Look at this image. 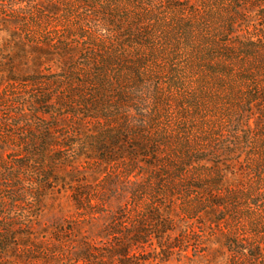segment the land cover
Returning <instances> with one entry per match:
<instances>
[{"label": "rangeland", "instance_id": "obj_1", "mask_svg": "<svg viewBox=\"0 0 264 264\" xmlns=\"http://www.w3.org/2000/svg\"><path fill=\"white\" fill-rule=\"evenodd\" d=\"M27 2L0 0V264H264V0H195L145 60L110 61L126 101L104 120L83 116L93 70L53 41L96 44L80 28L91 8ZM117 126L107 156L59 144Z\"/></svg>", "mask_w": 264, "mask_h": 264}, {"label": "trees", "instance_id": "obj_2", "mask_svg": "<svg viewBox=\"0 0 264 264\" xmlns=\"http://www.w3.org/2000/svg\"><path fill=\"white\" fill-rule=\"evenodd\" d=\"M42 1L47 2V6H45L44 9L45 13L49 17H57V12L63 2H57V0ZM71 1L72 3L70 5L63 4L65 8H63L64 14L62 17H65V15L70 13H72L71 16L73 18L79 17L86 9L85 6L91 8L89 12L86 13L88 15L89 24L83 23L80 27L88 33H83L81 35L88 39L91 30H93L97 37V43H93V46L90 48L69 46L70 44L73 45V43L70 39L64 37L65 34H59L61 30H59V32L53 31L54 34H59V36L53 41H58L59 44L65 42V40L70 41V43L65 46H60L58 48V53L63 58V61L65 62L64 64L68 63V56L76 53L79 58L83 60L81 65L93 70L91 78L89 80L87 79L85 82L94 87L85 91L88 98L86 104L84 103L81 105H86L88 107V113L83 114V116L94 117L101 120L112 118V114L110 113L114 112L113 108H116V105L121 108L126 101V98L123 95V88L120 87L121 85L118 82L113 81L110 71L114 68V64L110 63V61L127 59L129 56L128 52L135 50L139 52V55L137 54L133 57L135 59L138 58L139 60L141 57L145 60L146 57H142L140 51L146 43L153 42L152 34L159 32L161 35L164 33L165 37H168L169 35L182 32L184 28L189 26L190 22H192L190 17L195 13H198L197 7L201 8L200 5H197L198 3L195 4V0H123L122 2H124V4L122 5H120L122 2L119 3L116 1L114 3L112 0ZM32 3H37V0H28L27 5L32 8ZM1 5L2 4H0V6ZM21 8L22 7L19 6L13 8L11 11L25 13ZM30 11H32V9H30ZM83 17H85V15L82 16V18ZM63 31L67 32V28L63 27ZM106 43L109 45H106ZM216 44L212 47H208V52L214 51L216 49ZM37 47L38 52L45 49L42 45ZM52 47V44L51 46L48 45L45 53L50 55L53 54ZM34 49V51H36V48ZM89 49L94 50L95 53L86 54ZM141 66L142 65H139L138 69H133L134 75L139 74L134 76L133 80L141 76L143 73L141 68L144 67ZM112 93L113 95H116L110 96ZM76 95V90H72L71 93L65 97L72 99V97ZM73 105L76 106L75 103L71 102L63 103L64 109H69L67 112V115L69 116H75L76 111L70 108ZM133 108L134 106H132V110ZM86 129L81 127L79 128V131L81 132L77 133V135L86 137L84 146H82L83 144H77L76 142L73 144L60 142L59 144L63 148L69 149V152H73L76 156L77 146L79 145L81 148L84 147V149H89V146L93 145L97 148L98 152L101 151V154L99 153L100 155L103 154L107 156L104 150L109 149L111 143L119 144V142L123 141L121 134L124 130L120 126L111 129L107 128L108 130L103 128L96 130L97 132H91ZM96 142H98V144H95ZM123 147L124 145H120L117 149ZM73 154H69V156L71 157ZM104 158L105 156H102V159Z\"/></svg>", "mask_w": 264, "mask_h": 264}]
</instances>
